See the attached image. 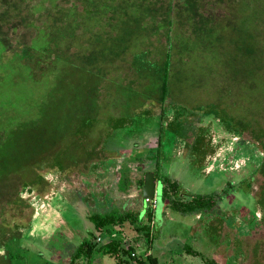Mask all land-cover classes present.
<instances>
[{
  "label": "rangeland",
  "instance_id": "rangeland-1",
  "mask_svg": "<svg viewBox=\"0 0 264 264\" xmlns=\"http://www.w3.org/2000/svg\"><path fill=\"white\" fill-rule=\"evenodd\" d=\"M81 1L72 0L78 11ZM92 7L78 24L51 9L19 13L14 32L0 25L9 40L24 42L34 29L22 21L62 28L54 84L32 85L22 69L1 64L0 142L6 136L10 144L0 153V264H19L6 245L29 264H67L87 231L94 246L106 242L87 216L112 208L142 216L138 180L147 171L156 184L151 227L125 224L121 248L130 245L146 264L144 253L154 264H264V0ZM82 116L97 121L76 133ZM120 116L117 128L103 122ZM198 140L200 152L191 149ZM163 174L179 195H213L214 205L192 213L167 207ZM111 263L99 253L90 262Z\"/></svg>",
  "mask_w": 264,
  "mask_h": 264
},
{
  "label": "trees",
  "instance_id": "trees-1",
  "mask_svg": "<svg viewBox=\"0 0 264 264\" xmlns=\"http://www.w3.org/2000/svg\"><path fill=\"white\" fill-rule=\"evenodd\" d=\"M62 1L63 0H0V25L10 24V32H14L16 25L12 22L19 17V13L24 12L25 15L34 17L35 15L44 13L46 10L48 11L51 9H66L64 12L61 10L62 16L66 18L72 17L69 19V22H67V25H69L70 22L72 24H78L80 20H84L80 17V15H78V13L80 14L85 12V14H89L94 7H92L93 0H82L83 2H80L82 10L78 11L76 2H72V0H70L66 7L62 8ZM78 17L80 20H78ZM35 21V19L22 21L25 26H29L34 29L33 35L25 42L19 40V37L17 36H11L9 40L8 33H0V87L2 84L1 71L4 69L1 64H5V66H7L6 64H11L12 66H17L22 69L21 71L27 76L26 80H28L32 85L40 84L42 81H45L48 86L49 84L55 83L56 74L54 73V68L56 66V62L61 59V51L57 49V44L59 39H61L60 32L62 28H55L54 30H60L55 32L50 29L49 25H43V23H41L42 25L39 24V26H37ZM158 69L159 97L162 100L166 96L168 86L167 51L163 55ZM103 120L106 126L117 128V126L122 125L123 122H125V117H110L104 118ZM96 121L97 118L82 116V118L79 119V123L76 128L77 130H75L76 133L78 131L83 132L84 129L91 127V124L96 123ZM9 130L8 132L10 133ZM1 133L0 129V134ZM5 137L6 136H4L0 142V153L4 152L7 145L10 144V142H7V137ZM191 149H197L199 152L203 150L200 148L199 140L192 144ZM53 158V161L58 159V155H55ZM53 163L54 162H52V164ZM152 172L154 176L155 171ZM159 179L161 181L162 201L167 207H170L173 210H178L182 213H192L209 209L214 205L215 200L213 195H189L188 197H184L178 194L177 181L175 179H172L164 174L160 175ZM141 183L142 177L138 180L139 188L141 187ZM139 194L141 195L140 190ZM142 201L145 200L142 199ZM145 202L147 205L143 209L142 216H140V212L137 210H118L115 208L101 213H90L87 218L93 225L94 230L97 234L103 232L108 235L109 240L98 246H94L91 243V239L94 234L92 231H87L86 236H82L80 238L77 245L78 247L69 257L67 264H73V260L80 256H84L86 264H90L95 253L106 255L111 258V264H131L130 261H133L135 264H146L144 261L145 259L141 256H134L130 245H127L125 248H121L120 243L122 236L119 235L125 224H128L135 229H146L149 224L151 227L153 208L149 204L150 200ZM113 228H117V231H115L117 236H114L113 233L115 232H112ZM144 234L147 237L145 232ZM9 237H7V235L4 236V243L9 241L7 240ZM4 251L8 258L15 257V262H18L19 264H29L23 260L21 253L12 251V248L8 245L5 246ZM125 255L129 256V260L125 258ZM144 255V258H146L150 264H154V258H150L146 253H144Z\"/></svg>",
  "mask_w": 264,
  "mask_h": 264
},
{
  "label": "water",
  "instance_id": "water-1",
  "mask_svg": "<svg viewBox=\"0 0 264 264\" xmlns=\"http://www.w3.org/2000/svg\"><path fill=\"white\" fill-rule=\"evenodd\" d=\"M155 178L153 172L147 171L143 173L142 183L140 187L141 197L143 200L151 199L155 193Z\"/></svg>",
  "mask_w": 264,
  "mask_h": 264
},
{
  "label": "built area",
  "instance_id": "built-area-1",
  "mask_svg": "<svg viewBox=\"0 0 264 264\" xmlns=\"http://www.w3.org/2000/svg\"><path fill=\"white\" fill-rule=\"evenodd\" d=\"M145 201H148V199H146ZM98 239V238H97Z\"/></svg>",
  "mask_w": 264,
  "mask_h": 264
}]
</instances>
